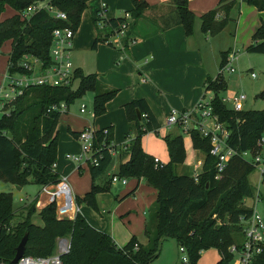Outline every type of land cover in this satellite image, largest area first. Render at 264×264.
<instances>
[{
	"label": "trees",
	"instance_id": "16d2710c",
	"mask_svg": "<svg viewBox=\"0 0 264 264\" xmlns=\"http://www.w3.org/2000/svg\"><path fill=\"white\" fill-rule=\"evenodd\" d=\"M36 1L0 0V47L7 41L11 42L9 62L12 71L19 70L18 63L26 54L39 58L44 67L49 66L52 63L50 48L53 30L71 27L77 31L89 0H51L53 6L67 13L68 21L53 17L47 10L37 11L27 19L22 18L21 12ZM130 1L132 7L122 16L96 18L100 25L92 49L100 41L113 45L110 37L118 34L123 26H128L125 14L130 19L146 15L156 20V16L145 14L150 8L147 1ZM246 3L258 11H264V0H246ZM235 4L236 0H219L216 8L199 17L200 30L215 35L229 22H234L229 13ZM166 5L170 8L167 15H173L162 19V28L180 24L185 34L190 36L196 17L188 7V0H171ZM7 7L13 8L15 14L2 19ZM159 17L163 18L161 15ZM103 30H106L105 33ZM253 37L255 43L249 45L247 51L264 54V23L260 24ZM225 53L221 52L219 67L226 62ZM76 76L80 79L76 88L34 86L14 103L6 105V109L0 110V176L4 181L17 187L32 183L47 186L61 181L54 167L58 153L57 125L61 113L48 111V108L62 101L70 105L87 92H93V113L98 116L105 111L106 102L116 93V89L105 88L93 73L85 74L78 70ZM205 88L214 93L212 111L229 132L226 141L228 146L238 153L229 159L218 178L215 177L216 159L209 153V139L196 129H191L188 134L193 149L204 155L197 179L192 174L176 171L185 158L183 132L178 126L163 137L169 155L168 162L154 163L153 157L143 150L141 139L144 134L159 128L158 121L142 98L124 105L126 117L135 122L136 134L129 140V159L119 165L116 175L143 178L157 191L144 229L147 239L145 244L132 236L120 247L110 235L90 225L80 212L74 219L59 218L55 202L40 211L43 224L37 225L32 221L36 212L35 202L15 210L12 195L0 192V264H13L17 247L26 233L28 241L25 256H52L59 241L62 238L69 239V251L61 256L63 264H150L158 257L162 241L166 238L175 239L179 246L185 248L190 264H196L200 253L209 248L216 249L219 254L215 264H231L229 247L232 244L239 246L242 239L240 220L252 212L244 199L254 196V188L247 177L255 166L240 153L250 151L255 155L259 150L256 143L264 131V108L231 110L220 99L219 91L225 90L226 82L218 75L208 78ZM258 97L264 100V89ZM136 110L140 112V119ZM107 129V135H103L102 129L95 131L94 145L97 151L93 157L98 164H88L91 187L83 197H76L77 204L87 203L96 211V193L109 190L108 185L95 183L112 162V155L106 147L112 138L111 128ZM237 235H240L239 240L235 239ZM135 244L137 248H134ZM253 264H264V249Z\"/></svg>",
	"mask_w": 264,
	"mask_h": 264
},
{
	"label": "crops",
	"instance_id": "0c3cea01",
	"mask_svg": "<svg viewBox=\"0 0 264 264\" xmlns=\"http://www.w3.org/2000/svg\"><path fill=\"white\" fill-rule=\"evenodd\" d=\"M145 1L150 6L145 14L156 16V20L153 21L146 15L137 19H128V26L124 31L125 36L112 42L115 43L114 47H106L101 42L97 43L96 52L100 47H106L109 54H91L92 62L84 65L77 63L78 56L73 46L72 59L76 70H81L85 74H95L105 88L116 89V93L112 99L106 102L105 111L98 116L94 115L93 107L86 113H81L80 109L73 112L70 104L68 110L61 114L68 120L59 121L57 125L56 170L60 178L72 190L76 214L80 212L90 225L110 235L116 245L120 247L124 246L132 236H135L139 243H146L144 229L149 209L157 196L156 189L143 178L124 177L127 179L126 184L111 181L112 175L117 174L119 165L129 159V140L136 134L135 122L126 117L124 105L136 99H144L158 121L159 128L156 132L165 135L167 132L177 129V126H168L166 123L170 110L193 109L196 102L207 91L206 80L215 78L217 75L211 77L209 67L204 61L203 46L197 43L195 31L192 35L187 36L180 24L172 25L166 29L162 28V19L171 18L173 15V13H170L171 16L167 15L170 8L166 4L171 0ZM88 2L81 24L91 14L97 15L101 2L110 4V6L106 4V18L120 16L115 10L121 12L124 10L125 13L132 7L130 0H89ZM218 4L219 0H188V7L197 19L205 12L216 8ZM160 15L163 18L159 17ZM198 23L200 26V19ZM96 36L95 33L94 40ZM74 42L76 43L75 48H77L78 36L74 38ZM126 42L128 44L125 47ZM84 68H87V73ZM78 80L80 81L77 78L76 81ZM79 81L77 84L75 82L74 88L78 86ZM219 95L221 96V93ZM71 116L79 118L80 125L72 122L69 119ZM87 126L95 130L111 128V142L116 145L114 153L111 154L112 162L117 159L116 163L112 164L110 173L106 172L95 180L98 185L109 186L108 191H101L95 195L97 212L100 215L98 218L92 214L90 208H93L87 203L77 204L76 197L79 196L74 194V187L70 183L71 176L76 171H82L85 164H76L72 160L64 158L68 152L80 153L81 147L80 150L73 151L74 148L71 145L75 143L74 141H78V133ZM187 135L189 136V134ZM152 138L154 136L151 132L142 136L143 150L153 158L157 157L162 163H167L169 155L166 144H163L161 150L157 151L151 146ZM198 153V150H194L197 161L193 166V171L196 165L202 166L203 158H198ZM63 164H65L64 167ZM181 167L177 166L178 169ZM17 188L21 189V187ZM66 216L69 219L76 217V215ZM119 229L126 231V238L120 244L117 236Z\"/></svg>",
	"mask_w": 264,
	"mask_h": 264
},
{
	"label": "rangeland",
	"instance_id": "374dc122",
	"mask_svg": "<svg viewBox=\"0 0 264 264\" xmlns=\"http://www.w3.org/2000/svg\"><path fill=\"white\" fill-rule=\"evenodd\" d=\"M104 3L107 4V6H110L107 2ZM40 5H42V3H40ZM115 12L122 15L124 10L123 12L115 10ZM13 14H15V10L11 7H7L1 17L2 19H5ZM229 15L234 22H229L224 29L215 35L203 33L200 30L198 23L199 19L196 18L192 34L195 31L197 34V43L203 46L204 61L206 66L209 67L211 77L218 74L220 62L222 60L221 52L229 51L230 53H235L236 59L232 63L235 71L232 73L227 71L223 72L227 87L225 90L219 91V94L221 93V96L231 97L235 94L243 93L246 95V99L243 101V109L262 110L264 108V100L258 96L264 89V54L252 53L247 51L246 48L255 43L253 36L260 24L264 23V11H258L253 5L246 3V0H236V4L232 7ZM96 18V14H91L78 28L76 33V36H78L77 48H75L76 43L73 41L74 50H76L78 56L77 63L84 65L87 63L88 65L92 62L91 54H109L108 51H106V47H114L115 43L109 45L104 41H100L105 44L106 47H100L98 52H96V49H90L94 41L93 36L95 33L97 35V27L100 25V21H97ZM128 19L131 20L129 17ZM105 31L106 30H103L102 32L105 33ZM124 31H126V28ZM124 33L115 34L113 35L114 37L109 40L115 42L117 39L125 36ZM229 52L226 53L229 54ZM11 53V42L7 41L0 47V83L3 80V75L7 71ZM84 71L87 73V68H84ZM251 72L255 73V77H251ZM78 81H76V84ZM82 103L87 104V110L91 111L93 107V93L87 92L82 98L75 100L71 104V110L73 112L78 111ZM227 105L230 106V103H227ZM3 109H6V106L0 105V110L2 111ZM69 119L76 125H80L79 118L71 116ZM64 120H68L67 117L64 115L60 116L59 121L64 122ZM151 133H153L154 136L151 140V146L157 151H160L163 144H165L163 140L164 135L156 131ZM181 134L185 158L183 163L179 165L182 166L181 169L176 168V171L178 173L191 174L193 172V166L197 161V158L194 156L195 149L192 147L191 138L185 133ZM74 142L75 143L71 145L72 148H74L73 151L80 150L78 141ZM198 152V158H203V153L201 151ZM68 154H75V152H68L65 154L64 158L71 161ZM261 155L264 156V146ZM116 161L117 159L113 160L106 172L110 173L111 166L116 163ZM65 164H67V162H65ZM65 164H63V167ZM261 179L263 180L261 181ZM247 180L254 188V196L253 198L244 199L245 205L252 206L255 204V208L263 216L264 221V176L261 178L259 170L255 167V169L248 175ZM70 183L74 187L75 195L84 196L87 193L92 184L88 163H85L82 167V171H76V173L71 176ZM0 192H6L12 195L15 210L35 202L36 212L32 216V221L37 225L43 224L40 217V211L53 202L56 203L57 216L59 218H66V215H76V206L74 207L72 190L62 179L57 184L41 186L32 183L24 185L23 188L21 187V189H18L16 185L4 181L0 176ZM92 210L93 209L90 208L92 214L98 218L100 216L98 212L96 210H93V212ZM225 217H227L226 214ZM117 236L118 243L120 244L121 241L126 238V231L124 229H119ZM235 239L239 240L240 235H237ZM58 251L59 246H57L55 253ZM183 255L184 254L179 250V245L176 240L173 238H166L162 241L158 257L150 264H183ZM218 259L219 254L217 250L209 248L200 253L196 264H215Z\"/></svg>",
	"mask_w": 264,
	"mask_h": 264
},
{
	"label": "built area",
	"instance_id": "2783aa9c",
	"mask_svg": "<svg viewBox=\"0 0 264 264\" xmlns=\"http://www.w3.org/2000/svg\"><path fill=\"white\" fill-rule=\"evenodd\" d=\"M40 3H42V5H40ZM40 10H47L53 17L68 21L67 13L53 6L51 0H38L34 2L21 12V16L27 19ZM105 11L106 4L101 2L97 17L106 18ZM125 16L128 20V14H125ZM125 28L127 27L123 26L118 34H123ZM76 32L77 31L73 30L71 27L56 28L53 30L50 48L52 63L47 67L43 66V62L39 58L31 54L23 56V59L18 63L19 70L12 71L9 62L7 71L3 75V80L0 83V105L6 106L14 103L27 89L34 86L74 88L77 80V70L72 59V50ZM235 59L236 56L234 52L227 54L226 62L222 67H219L217 75L224 79V71L234 72L235 69L232 63ZM250 75L251 77H255V73L253 72H251ZM213 97L214 93L211 90H207L196 102L193 109L185 111L171 109L167 116L166 123L168 126H178L185 134H188L191 129H196L203 137L209 139V153L216 159L215 177L218 178L224 171L229 159L238 153L228 146L226 141L229 132L225 125L218 121L217 115L212 111L211 100ZM220 99L225 105L230 103V106H227L231 110L240 111L243 110V101L246 99V95L239 93L231 97L220 96ZM68 108L69 104L62 101L53 104L48 108V111H58L62 114L65 113ZM80 111L81 113H86L87 104L82 103ZM95 131L96 130L92 127L87 126L78 133L77 139L81 147L80 153L68 154V157L76 164H98L97 159L93 157V154L97 151L94 145ZM101 131L103 135H107L108 129L103 128ZM113 145L111 141L106 145L111 154L114 153L116 147V145L115 147H113ZM256 145L259 150L255 155L251 154L250 151H243L240 155L252 162L259 170L261 178H263L264 156L261 154L264 146V133L258 139ZM153 160L156 164H163L157 157H154ZM54 167H56V164H54ZM200 173L201 165L199 164L194 167L192 176L197 179ZM262 180L263 179H261V181ZM111 181L120 182L121 184L127 183L126 178L119 177L116 174L112 175ZM251 208L252 212L250 216L242 217L240 220L242 239L239 246L232 244L229 247V251L232 254L231 264H253L255 258L260 255L264 249L263 216L257 211L255 204L252 205ZM58 246L59 251L52 256H24L17 264H63L61 256L69 251L70 240L67 242L60 240ZM134 248H137V244L134 245ZM179 250L184 254L182 256L183 264H190L185 248L179 246Z\"/></svg>",
	"mask_w": 264,
	"mask_h": 264
},
{
	"label": "water",
	"instance_id": "95a60500",
	"mask_svg": "<svg viewBox=\"0 0 264 264\" xmlns=\"http://www.w3.org/2000/svg\"><path fill=\"white\" fill-rule=\"evenodd\" d=\"M136 114L138 119H140V112L138 110H136ZM61 240L66 242L69 241V239L67 238H62ZM27 241H28V233L25 234V236L22 238L20 244L17 247L16 256L12 261L13 264H17L19 260L25 256Z\"/></svg>",
	"mask_w": 264,
	"mask_h": 264
}]
</instances>
